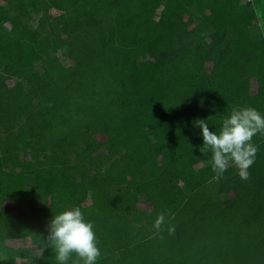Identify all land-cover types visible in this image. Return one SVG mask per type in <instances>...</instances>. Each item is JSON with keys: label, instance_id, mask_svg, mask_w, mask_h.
<instances>
[{"label": "trees", "instance_id": "trees-1", "mask_svg": "<svg viewBox=\"0 0 264 264\" xmlns=\"http://www.w3.org/2000/svg\"><path fill=\"white\" fill-rule=\"evenodd\" d=\"M260 17L264 0H0V264H58L49 222L73 206L97 264H264V134L242 180L195 124L264 114Z\"/></svg>", "mask_w": 264, "mask_h": 264}, {"label": "clouds", "instance_id": "clouds-1", "mask_svg": "<svg viewBox=\"0 0 264 264\" xmlns=\"http://www.w3.org/2000/svg\"><path fill=\"white\" fill-rule=\"evenodd\" d=\"M203 139V149L212 152V167L219 176L231 162L240 178L246 180L248 169L253 165L257 146L252 142L256 134H264V114L252 107H234L223 118L218 132L210 131L205 119L195 121ZM165 216L158 215L153 228L161 231ZM174 229L168 226V231ZM48 244L55 252L58 264H68L75 254L78 264H97L101 255L93 223L85 219L79 207L67 208L53 216L49 222Z\"/></svg>", "mask_w": 264, "mask_h": 264}, {"label": "rangeland", "instance_id": "rangeland-1", "mask_svg": "<svg viewBox=\"0 0 264 264\" xmlns=\"http://www.w3.org/2000/svg\"><path fill=\"white\" fill-rule=\"evenodd\" d=\"M257 12L260 13L259 8L257 9ZM258 21L259 22H258L257 28L264 34V26H263L261 17L259 18ZM19 41H20V39H17L16 43H18ZM201 82L203 84L210 83L209 73L206 72L201 76ZM255 90H256V84H255V81L252 80V92H255ZM8 120L9 119L6 116H4L3 114H0V122L1 123H5ZM151 133L155 134L156 130L151 128ZM58 147H59V149L62 150L61 146H58ZM191 162L195 165H198V164H201V159L199 157H195L191 160ZM160 208H161V205L158 201H151L148 203H140V204L134 206L132 208V210L133 211H139L141 216L143 217V219H148L151 214L156 213ZM26 234H27V232H19V231L6 234L7 243L8 244H20V243H22V241L20 240L21 237H23ZM4 256H5L4 250H2L0 253V261L4 259Z\"/></svg>", "mask_w": 264, "mask_h": 264}]
</instances>
